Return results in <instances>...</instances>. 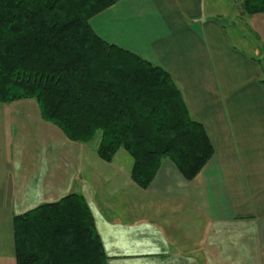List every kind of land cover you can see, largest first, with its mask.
Wrapping results in <instances>:
<instances>
[{
  "label": "crops",
  "instance_id": "0c3cea01",
  "mask_svg": "<svg viewBox=\"0 0 264 264\" xmlns=\"http://www.w3.org/2000/svg\"><path fill=\"white\" fill-rule=\"evenodd\" d=\"M218 5L121 0L91 20L103 39L167 70L204 124L215 155L193 180L164 159L142 189L126 151L89 160L86 144L40 122L27 99L26 112H0L12 126L30 115L46 135L30 145V133L16 139L20 130L0 124V264H16V215L73 192L85 196L109 264H264V61L255 57L264 54V14L246 23L261 41L251 54L225 23L238 17Z\"/></svg>",
  "mask_w": 264,
  "mask_h": 264
},
{
  "label": "trees",
  "instance_id": "16d2710c",
  "mask_svg": "<svg viewBox=\"0 0 264 264\" xmlns=\"http://www.w3.org/2000/svg\"><path fill=\"white\" fill-rule=\"evenodd\" d=\"M121 0H0V103L36 100L73 142L100 135L97 154L133 159L147 189L164 159L193 180L215 155L171 74L99 36L91 20ZM248 15L264 0H240ZM16 264H109L84 195L69 193L14 217Z\"/></svg>",
  "mask_w": 264,
  "mask_h": 264
},
{
  "label": "rangeland",
  "instance_id": "374dc122",
  "mask_svg": "<svg viewBox=\"0 0 264 264\" xmlns=\"http://www.w3.org/2000/svg\"><path fill=\"white\" fill-rule=\"evenodd\" d=\"M210 1L211 0H207V4ZM215 1L219 3L218 8L220 9V11L225 12V13H229L230 15L238 17V19H232L231 21H227L225 23L228 24L229 30H231L233 32V34H232L233 39L235 42H237V44H239L238 46L239 47L246 46L247 49H245V50H247L248 52H251V54H254L253 53V50H255L254 48L258 47L259 45L261 46V41L259 39V36L253 31V29L249 26V24H246L248 22L247 21L248 17H250V16L246 15L242 11L240 0H215ZM229 24H231V25H229ZM261 49L262 48H259V50H261ZM255 57H257L258 59L260 58L264 61V54H261V55L255 54ZM25 101L26 100L17 101L14 103H0V112L8 113L7 109L10 107L18 109L17 111L23 110L24 112H26L23 108L25 105ZM27 101H33L34 103L37 104L36 100H34V99H27ZM13 111H14V109H13ZM17 111H15V112H17ZM23 111H22V113H23ZM29 113L34 114L32 111H30ZM35 115H36V113H35ZM26 116H27V114H25V116L20 114V116H18V118L16 120H14V122H13L14 126H12V122L10 121V119L8 117H5V119H2V120L0 119V124H4L5 128H7V129L13 127L14 133L16 130H20L21 132L16 135V137H15L16 139H22L23 140L22 135L24 136V139H25V136L28 137L26 133H30V135H29L30 136V143L29 144L31 145V144L36 143V141L38 142V141L44 139L46 137V135L41 134V126H40V124L35 123L36 121L34 118H31L30 115L27 117ZM36 117L41 122V120H42L41 115L37 114ZM43 122L47 123L45 121H43ZM34 125H35V127H34ZM51 125H53V124H51ZM53 127L57 128V126H55V125H53ZM99 140H100V135H97L95 137V139H93L92 141H90L88 143H81V142H76V143H81V144L87 145L88 159L92 160L93 158L91 155L95 156V151L97 152ZM122 151H124V150H122ZM124 157H123V155H119V157H118V161L122 164L127 163V161ZM127 157H130V156H127ZM130 159H132V158L130 157ZM108 171H110V170H108ZM130 175H131V172H130Z\"/></svg>",
  "mask_w": 264,
  "mask_h": 264
}]
</instances>
